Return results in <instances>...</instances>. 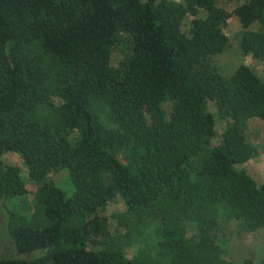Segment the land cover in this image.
<instances>
[{"label":"trees","instance_id":"obj_1","mask_svg":"<svg viewBox=\"0 0 264 264\" xmlns=\"http://www.w3.org/2000/svg\"><path fill=\"white\" fill-rule=\"evenodd\" d=\"M231 15L263 59L264 0H0V154L26 166L0 159V264H264L229 263L217 233L264 227V169L238 166L260 151L264 78L211 60Z\"/></svg>","mask_w":264,"mask_h":264},{"label":"rangeland","instance_id":"obj_2","mask_svg":"<svg viewBox=\"0 0 264 264\" xmlns=\"http://www.w3.org/2000/svg\"><path fill=\"white\" fill-rule=\"evenodd\" d=\"M242 0H217L218 5H221L227 9H231L236 3ZM189 16L185 18L188 20ZM186 25H184L185 28ZM224 29L228 35V41L224 49L212 55L211 60L214 64L224 72H230L237 64L245 63L249 65L256 73L264 78V58L253 57L250 54H243L237 45V37L239 35V24L237 19L231 15L229 16ZM119 51L114 48L111 53V63H114L119 58ZM168 104H165L167 107ZM209 109L213 112L215 116V130L216 135L212 138V141L217 140L218 134L222 130L223 121L215 113L213 106L209 105ZM248 138L253 140L259 145V153L253 158H249L238 164V166L244 167L247 171L255 178L257 182L261 180L262 172L264 169V121L257 118L251 117L248 120L247 129ZM0 159L5 162L14 163L19 167L20 174H25L26 166L21 161L17 152L6 151L0 154ZM50 178L54 183L65 190L67 193L71 191V185L69 183L67 173L65 169L59 168L56 170L49 171ZM32 185H29V191L27 192V198L32 195ZM7 203V201H6ZM11 201L7 203L10 206ZM123 208V202L121 198L116 195L113 199L109 200L103 209L102 213L108 216L109 213L121 210ZM3 209L0 207V215ZM2 219L0 217V229L2 228ZM2 230H0V252L4 253L5 249L7 251L8 244L6 239L2 235ZM187 231L190 232V226L188 225ZM218 237L224 240V253L226 258H228L229 263H234L238 261L242 256H249L253 259H258L264 249V227H258L253 231L239 233L236 230V220L230 219L226 222H220L218 225ZM3 244L7 247L2 248ZM39 252V251H37ZM35 251L20 254L19 256L31 257ZM40 253V252H39Z\"/></svg>","mask_w":264,"mask_h":264},{"label":"flooded vegetation","instance_id":"obj_3","mask_svg":"<svg viewBox=\"0 0 264 264\" xmlns=\"http://www.w3.org/2000/svg\"><path fill=\"white\" fill-rule=\"evenodd\" d=\"M3 237H4V235H3ZM5 238V237H4ZM7 246L5 245V244H3V247L2 248H6ZM2 250H4V253L6 252V250L5 249H2ZM3 253H1L0 252V255H2Z\"/></svg>","mask_w":264,"mask_h":264}]
</instances>
